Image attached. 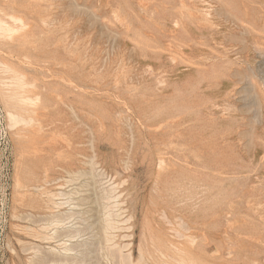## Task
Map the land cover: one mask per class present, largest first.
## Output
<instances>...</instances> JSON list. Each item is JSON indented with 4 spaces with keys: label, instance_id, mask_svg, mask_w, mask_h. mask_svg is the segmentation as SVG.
<instances>
[{
    "label": "rangeland",
    "instance_id": "obj_1",
    "mask_svg": "<svg viewBox=\"0 0 264 264\" xmlns=\"http://www.w3.org/2000/svg\"><path fill=\"white\" fill-rule=\"evenodd\" d=\"M13 14L5 264H264V0H0Z\"/></svg>",
    "mask_w": 264,
    "mask_h": 264
},
{
    "label": "built area",
    "instance_id": "obj_2",
    "mask_svg": "<svg viewBox=\"0 0 264 264\" xmlns=\"http://www.w3.org/2000/svg\"><path fill=\"white\" fill-rule=\"evenodd\" d=\"M12 143L6 112L0 102V264L9 252L10 213L12 199Z\"/></svg>",
    "mask_w": 264,
    "mask_h": 264
},
{
    "label": "bare ground",
    "instance_id": "obj_3",
    "mask_svg": "<svg viewBox=\"0 0 264 264\" xmlns=\"http://www.w3.org/2000/svg\"><path fill=\"white\" fill-rule=\"evenodd\" d=\"M1 13H2V12H1ZM4 13H5V12H4ZM203 14H204V13H203ZM205 16H206V15H205ZM5 17H7L6 14H5ZM206 17H207V16H206ZM7 19H8V18H7ZM9 19H10V20H9V22H8V21L3 20V19L0 17V36L4 35L5 38L9 36L10 39H11V38H14L13 35H15V34L19 31L18 29H20V27H19V28H16L15 26H16L17 23H19V25H21V24H22V21H21L22 19H20V18H18V17H15L14 14L11 15V16H9ZM20 21H21V23H20ZM17 25H18V24H17ZM19 25H18V26H19ZM21 26H22V25H21ZM22 27H23V26H22ZM22 27H21V29H24V28H25V27H24V28H22ZM20 31H21V30H20ZM1 34H2V35H1ZM23 34H24V33H23ZM3 38H4V37H3ZM7 39H8V38H7ZM7 67H8V66H7ZM7 67H6V70H7V71H8V70L13 71L12 68H11V69H8V68H10V67H8V68H7ZM6 70H5L4 72H7ZM18 73H19V72H18ZM18 73H16L17 75L15 74V77H14V78H15V79L18 78V81H19L20 83H25V81L23 82V80H24L23 78H19V77H22V76H20V73H19V77H18ZM16 77H17V78H16ZM23 77H24V76H23ZM24 78H25V77H24ZM15 79H14V80H15ZM14 80H13V81H14ZM5 81H6V80H5ZM15 81H16V83L13 84V85L18 86L19 84L17 85V80H15ZM15 81H14V82H15ZM14 82H13V83H14ZM19 82H18V83H19ZM3 83H4V81H3ZM27 84H28V83H27ZM27 84H24V85H27ZM6 86H7V85H6ZM22 86H23V85H22ZM22 86H20L21 89H23ZM23 87H27V86H23ZM29 87H30V86H29ZM19 89H20V88H19ZM34 89H35V88H34ZM14 92H16V90H14ZM2 94H3V93H2ZM6 94H7V93H6ZM5 97H6V96H4V98H5ZM7 97H8V96H7ZM26 98H27V97H26ZM20 99L22 100L23 98H20ZM29 99L31 100L30 97H29ZM16 100H17V99H16ZM26 101H27V100H26ZM26 101L24 100V102H26ZM31 101H33V100H31ZM19 102H20V101H19ZM35 102H36V101H35ZM29 103H30V102H29ZM31 103H33V102H31ZM23 104H24V103H23ZM25 104H26V103H25ZM17 106H18V105H17ZM13 111H14V110H13ZM19 115H20V114H19ZM8 118H9L8 120H9V124H10V128H11V129H16L15 127L18 125V123H19L20 121H23V120L20 119L17 115H15L13 112H8ZM24 120H25V119H24ZM29 121H31V119H30ZM12 131H13V130H12ZM160 162H161V161H160ZM162 163H163V162H162ZM91 168H93V167H91ZM91 170H92V169H91ZM91 170H90V171H91ZM91 172H92V171H91ZM86 174H87V173H86ZM91 174H92V173H91ZM88 177H90V176H88ZM93 180H94V179H93ZM93 180H92V181H93ZM16 183H17V182H16ZM93 183H94V182H93ZM17 184L19 185V186H17V187H20L21 184H19V182H18ZM93 186H94V185H93ZM48 194H49V193H48ZM50 195H51V194H50ZM61 195H62V194H61ZM61 195H59V196H61ZM64 196H65V194L63 195V197H64ZM50 197H52V195H51ZM54 197H55V195H53V198H54ZM63 197H62V198H63ZM47 198H48V197H47ZM53 198H51V199H53ZM58 198H59V197H58ZM56 199H57V196H56ZM53 200H54V199H53ZM53 203H54V201H53ZM96 203H97V202H96ZM61 204H63V202H62ZM58 205L61 206L58 202L56 203V205L54 204L55 207L58 206ZM54 206H53V207H54ZM59 206H58V208H59ZM62 206H63V205H62ZM50 207H51V206H50ZM56 208H57V207H56ZM60 208H61V207H60ZM53 217H54V216H53ZM109 217H110V216H109ZM54 218H55V217H54ZM59 218H60V217H59ZM105 219H106V217H105ZM55 220H56V219H55ZM53 221H54V220H53ZM59 221H60V219H59L58 222H57L58 224H59ZM104 222H105V221H104ZM104 222H103V223H104ZM57 223H56V224H57ZM107 223H109V222H107ZM107 223H105V225H106ZM103 225H104V224H103ZM108 227H109V226H108ZM112 227H113V226H112ZM112 227H111V229H113ZM100 228H102V227H100ZM109 228H110V227H109ZM46 229H47V228H46ZM102 230H103V229H102ZM104 232H105V231H104ZM108 233H109V232H108ZM103 236H104V235H103ZM103 236H102V237H103ZM107 236L109 237V235H107ZM45 238H46V237H45ZM104 238H105V237H104ZM104 238H103V239H104ZM105 239H106V238H105ZM45 240H46V239H45ZM50 240H51V239H50ZM108 242H110V241H108ZM117 247H118V246H117ZM114 248H115V247H114ZM114 248H113V249H114ZM65 250L67 251V249H65ZM115 250H116V249H115ZM69 251H70V250H69ZM69 251H68V252H69ZM64 252H65V251H64ZM120 252H122V251H120ZM67 254H68V253H67ZM121 254H122V253H121ZM64 255H65V254H64ZM119 257H121V256H119ZM122 258H123V257H122ZM194 261H195V260H194ZM190 262H191V261H190ZM192 262H193V260H192ZM196 264H197V262H196Z\"/></svg>",
    "mask_w": 264,
    "mask_h": 264
}]
</instances>
